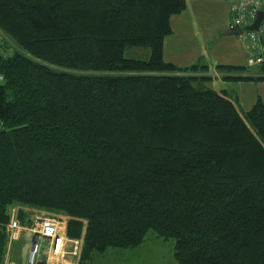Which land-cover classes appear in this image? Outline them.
<instances>
[{"label": "trees", "instance_id": "1", "mask_svg": "<svg viewBox=\"0 0 264 264\" xmlns=\"http://www.w3.org/2000/svg\"><path fill=\"white\" fill-rule=\"evenodd\" d=\"M185 7L0 0V264L17 206L67 216L78 264L149 230L178 264H264V103L242 113L207 65L164 58ZM216 68L264 80V65Z\"/></svg>", "mask_w": 264, "mask_h": 264}, {"label": "rangeland", "instance_id": "2", "mask_svg": "<svg viewBox=\"0 0 264 264\" xmlns=\"http://www.w3.org/2000/svg\"><path fill=\"white\" fill-rule=\"evenodd\" d=\"M207 4H201L200 9L206 10L207 12V26H208V46L211 47V51L221 57H228L229 53L235 50L237 47H241L245 52L247 51L246 46L241 41L238 44L233 40L231 35L224 34L226 31H229L230 28V0H206ZM228 9V11H227ZM199 13V12H198ZM197 13V14H198ZM228 17V21H227ZM203 23V17L200 16ZM205 23V25H206ZM226 27V29H225ZM225 29V30H224ZM195 45V43H194ZM196 48V47H195ZM197 49V48H196ZM128 56L135 58L146 59L149 55L147 48L144 47H133L127 50ZM200 57V55H198ZM201 61L204 62L203 57L197 63L201 64ZM246 71L252 70L255 71L256 67L244 66ZM207 73V72H205ZM221 75V74H220ZM219 75V76H220ZM1 79V77H0ZM239 83V84H238ZM255 84H249V82H236L229 81L224 85V88L228 92V95L232 96L236 102V106L240 112L244 113L248 110L251 105L256 101L258 97L262 95L264 103V86L258 87L254 86ZM261 94V95H260ZM238 98V101L235 100ZM261 100V99H260ZM24 210L27 212L26 219L21 220L20 215H18L19 210ZM15 216H17L22 223V225L29 226L30 215H56L61 216L62 218L67 217L64 214L59 212L38 209V208H29V207H16L13 209ZM29 231V230H27ZM8 242L14 241L15 237L18 239L17 234L11 236L7 231ZM32 233V231H30ZM70 238V237H69ZM32 239V235L28 232H24L20 240L14 242L12 247L11 256L16 258L15 261H25L27 259V246ZM74 239V238H70ZM77 243V253L75 255L76 262L78 264L82 248H83V237L75 238ZM74 240L71 241L72 245ZM6 251L4 255V264H12L5 261ZM95 264H178L174 257V239L173 238H163L161 236H156V234L149 230L146 233L144 240L136 246L129 247H110L105 253L98 255Z\"/></svg>", "mask_w": 264, "mask_h": 264}, {"label": "crops", "instance_id": "3", "mask_svg": "<svg viewBox=\"0 0 264 264\" xmlns=\"http://www.w3.org/2000/svg\"><path fill=\"white\" fill-rule=\"evenodd\" d=\"M230 1L232 3L230 4L229 8H231V6L234 3H237L239 0H230ZM201 4H207L206 0H186V7L184 8V10L171 16L170 24L172 27V31L171 33H169L164 37L163 55L167 61H171L178 66H188L197 63L198 61H200L201 57H203L204 62L201 61V64L207 65L208 73L212 75L214 74V77L212 78L211 81V85L216 90L221 91L225 89L224 85L227 84V82H229L230 80H223L219 76L220 73L217 71L216 68L217 65L221 64V65L245 66L248 57V52L247 51L245 52L240 46L237 47L235 50H233L231 53H229L228 57L218 56L211 51V47L208 46L209 37L207 36L208 26L206 23L208 11L206 10L202 11L200 9ZM200 16L203 17L204 20L203 23L201 21ZM227 21H228V17H227ZM230 30H232L231 27L229 28V31ZM227 32L228 31H226L224 34L231 35L233 37V40L237 44L239 41H241L237 34H228ZM198 55H200V57ZM231 81L249 82V84H255L254 86H258V87L264 86V80H260V81L231 80ZM230 97L236 105V102L234 101L233 97L232 96ZM258 98L261 99V101H263L262 95ZM235 100L238 101V98ZM24 232H28L32 235V239L29 242V245L27 246L28 247L27 256H28L29 248L31 246V243L34 241L35 236L30 231H27V229L23 228L17 232L18 239H16L15 237L13 243L12 241L11 243L9 241L7 244V253L5 256L6 263L10 262L12 264H26L27 259L25 261L19 262V261H15L16 258H13L11 256V251L14 242L20 240ZM40 242L43 245L42 256H41L42 262H44L47 256L50 257L49 259L51 260V262L49 261L50 264H74L76 262V258H75L76 254H73L72 252L74 249V245H72L71 241H67L65 243V247L62 255H53V254L48 255L49 248L47 244L42 239H40Z\"/></svg>", "mask_w": 264, "mask_h": 264}, {"label": "built area", "instance_id": "4", "mask_svg": "<svg viewBox=\"0 0 264 264\" xmlns=\"http://www.w3.org/2000/svg\"><path fill=\"white\" fill-rule=\"evenodd\" d=\"M259 11H263V16L256 29L249 26L254 23ZM231 29H241L237 33L238 37L247 48V66L259 67L264 65V0H239L230 8ZM67 217L62 218L56 215H30L29 226L22 225L19 218L12 210L10 220L6 225L11 236L25 228L32 231L35 238L29 248L26 264H50V257L41 261L43 245L40 239L47 244L49 254L62 255L65 243L73 241V254L77 253L76 239H70L66 234Z\"/></svg>", "mask_w": 264, "mask_h": 264}, {"label": "water", "instance_id": "5", "mask_svg": "<svg viewBox=\"0 0 264 264\" xmlns=\"http://www.w3.org/2000/svg\"><path fill=\"white\" fill-rule=\"evenodd\" d=\"M262 16H263V11H259L256 20L254 21L253 24H251V25L249 26V28H251V29H256V28L258 27V23H259L260 19L262 18ZM240 31H241V29H232V30L228 31L227 33H228V34H237V33H239Z\"/></svg>", "mask_w": 264, "mask_h": 264}]
</instances>
